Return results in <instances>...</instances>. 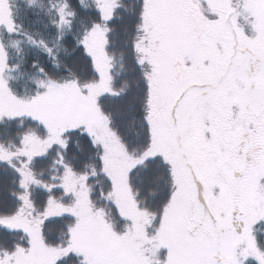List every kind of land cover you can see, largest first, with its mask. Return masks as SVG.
<instances>
[{
    "label": "snow or ice",
    "instance_id": "1",
    "mask_svg": "<svg viewBox=\"0 0 264 264\" xmlns=\"http://www.w3.org/2000/svg\"><path fill=\"white\" fill-rule=\"evenodd\" d=\"M0 264H264V0H0Z\"/></svg>",
    "mask_w": 264,
    "mask_h": 264
}]
</instances>
